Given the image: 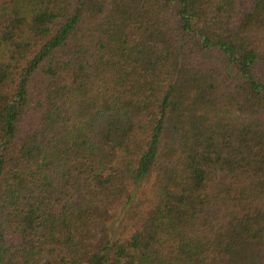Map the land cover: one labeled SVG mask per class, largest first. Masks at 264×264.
Here are the masks:
<instances>
[{"label":"trees","instance_id":"16d2710c","mask_svg":"<svg viewBox=\"0 0 264 264\" xmlns=\"http://www.w3.org/2000/svg\"><path fill=\"white\" fill-rule=\"evenodd\" d=\"M0 264H264V0H0Z\"/></svg>","mask_w":264,"mask_h":264},{"label":"rangeland","instance_id":"374dc122","mask_svg":"<svg viewBox=\"0 0 264 264\" xmlns=\"http://www.w3.org/2000/svg\"><path fill=\"white\" fill-rule=\"evenodd\" d=\"M149 195V188L143 187L139 190V195L135 193L134 202L130 205L135 209L133 211H124L117 212V217L115 219H110L106 222V228L110 235H118L126 231V233L132 232L135 228H137V223L139 221V215L144 214L145 207L147 206V196ZM138 215V216H137ZM126 227V230H124Z\"/></svg>","mask_w":264,"mask_h":264}]
</instances>
